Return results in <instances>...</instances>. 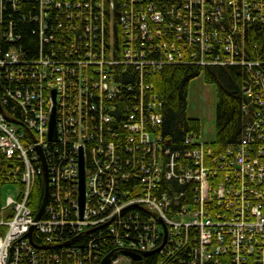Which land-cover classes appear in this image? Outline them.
<instances>
[{"label":"built area","instance_id":"built-area-1","mask_svg":"<svg viewBox=\"0 0 264 264\" xmlns=\"http://www.w3.org/2000/svg\"><path fill=\"white\" fill-rule=\"evenodd\" d=\"M26 1L0 0L1 25ZM33 1L43 41L58 32L71 48L29 60L0 29V179L17 185L0 209V264H102L109 254L108 264H141L155 252V264H264V60L235 40L264 22V0ZM63 7L83 32L66 29ZM172 64L246 69L239 142L216 153L189 132L173 148L144 74L124 79ZM131 98L122 139L116 110ZM45 164L49 200L37 220L30 196Z\"/></svg>","mask_w":264,"mask_h":264},{"label":"trees","instance_id":"trees-1","mask_svg":"<svg viewBox=\"0 0 264 264\" xmlns=\"http://www.w3.org/2000/svg\"><path fill=\"white\" fill-rule=\"evenodd\" d=\"M119 1L117 0V5H119ZM12 7L11 3L5 14L4 23L1 25L0 22V29H4L5 34L13 30V33L19 37L16 45L22 47L29 60H37L43 53L51 54L55 47L71 48L70 39L64 38L63 42H60L61 38L57 31L56 35L52 33L53 41L48 35H46V40L43 41L40 35V24L33 20L39 15V4L37 2L33 0L22 2L20 7H18L19 11L17 9L14 11ZM61 11L66 19L64 23L67 30L74 24L77 34L83 32L82 27L79 26V21H68L67 13L69 11L64 7ZM10 22L15 23V28H10ZM235 40L238 44L241 43L243 45L248 59L256 60L262 58L264 60V22L250 23L243 32H238L235 35ZM117 45H119V42H117ZM140 73L144 74L145 83L151 86L148 93L157 95L161 102L163 111L161 133L172 139L174 149H183L185 147L184 140L187 133H201V122L198 119L189 117L187 108L190 84L202 73H204L208 83L216 85L217 90L216 140L212 143L214 151L219 153L228 146L239 142L248 120V116L243 109V106L248 103L243 90L247 80V71L243 66L218 65L202 68L196 64H172L166 65L162 69L157 68V70L150 67V69H143L138 72L131 71L128 77L124 79L125 81L134 79L138 82ZM135 86L137 87L135 93L138 94L140 90L139 83L135 84ZM133 98L125 99L116 110V116L119 118V124L116 128L121 132L122 139L125 134L122 123L129 115L134 103H137ZM113 133L119 134L118 131L115 132L114 130ZM118 136L120 137V134ZM2 163L3 161L0 162V164ZM3 168L1 165L0 178L3 177ZM0 184L6 183L0 179ZM46 188L47 182L44 173V175L39 176L34 192L30 196V204L35 212L40 210L46 194ZM193 193V188L189 187L184 200L191 201ZM103 232L105 234L108 233L107 226L104 227ZM84 239L80 237L77 241H83ZM158 258L159 255L155 252L148 255L141 264H155Z\"/></svg>","mask_w":264,"mask_h":264},{"label":"rangeland","instance_id":"rangeland-1","mask_svg":"<svg viewBox=\"0 0 264 264\" xmlns=\"http://www.w3.org/2000/svg\"><path fill=\"white\" fill-rule=\"evenodd\" d=\"M187 114L189 117L198 119L201 122V137L203 140L209 143L215 142L217 90L216 85L206 81L204 73L190 84ZM16 192V184H0V209L6 207L8 197L16 194Z\"/></svg>","mask_w":264,"mask_h":264},{"label":"water","instance_id":"water-1","mask_svg":"<svg viewBox=\"0 0 264 264\" xmlns=\"http://www.w3.org/2000/svg\"><path fill=\"white\" fill-rule=\"evenodd\" d=\"M50 137L52 140L56 139V123H55V117L53 116L52 119V123H51V132H50ZM45 176H46V182L48 184V170H47V166L45 164ZM80 177H81V183H80V196H79V200H80V209H81V214H83L84 208H85V165H84V159H83V155L81 156V162H80ZM48 196H49V190L48 188H46V194L43 200V203L40 207V210L37 213L36 219H40L44 209L46 207L47 204V200H48ZM125 254L127 255H132L134 257V259L139 260L141 259L140 255L137 254H132L129 251H125ZM112 254H109L105 257V259L102 261V264H108L110 256Z\"/></svg>","mask_w":264,"mask_h":264}]
</instances>
